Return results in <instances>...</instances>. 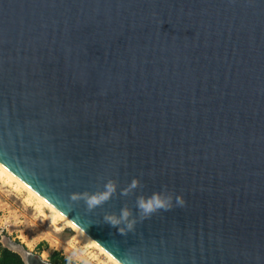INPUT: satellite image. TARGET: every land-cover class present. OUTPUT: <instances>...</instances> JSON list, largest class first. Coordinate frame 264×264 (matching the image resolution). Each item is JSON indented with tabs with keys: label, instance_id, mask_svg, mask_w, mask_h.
Here are the masks:
<instances>
[{
	"label": "water",
	"instance_id": "water-1",
	"mask_svg": "<svg viewBox=\"0 0 264 264\" xmlns=\"http://www.w3.org/2000/svg\"><path fill=\"white\" fill-rule=\"evenodd\" d=\"M0 164L119 264H264V0H0Z\"/></svg>",
	"mask_w": 264,
	"mask_h": 264
},
{
	"label": "rangeland",
	"instance_id": "rangeland-1",
	"mask_svg": "<svg viewBox=\"0 0 264 264\" xmlns=\"http://www.w3.org/2000/svg\"><path fill=\"white\" fill-rule=\"evenodd\" d=\"M26 197L27 193L17 192L0 181V242L2 245L12 248L10 244L13 242L18 247L12 249L20 255L23 250H27L47 261L53 251H59L75 264H101V261L106 260L94 248H88L85 253L73 250L67 242L73 230L65 228L62 231H55L44 217L25 201Z\"/></svg>",
	"mask_w": 264,
	"mask_h": 264
},
{
	"label": "clouds",
	"instance_id": "clouds-1",
	"mask_svg": "<svg viewBox=\"0 0 264 264\" xmlns=\"http://www.w3.org/2000/svg\"><path fill=\"white\" fill-rule=\"evenodd\" d=\"M119 182L115 178H108L102 189L96 191H74L68 194V198L72 203H80L81 201L86 206L87 211L92 212L97 208L103 207L109 200L117 195ZM142 187L139 177H133L131 181L120 189L119 195L128 196L135 193L138 188ZM185 201L181 195L169 192L164 186L161 190L152 192L150 195L140 194L136 198L137 214H133V210L127 204L121 207L119 213H105L104 222L109 226L118 229L119 234L127 235L135 231L137 224V215L140 217V222L151 218L154 214L162 210H170L172 207L184 206Z\"/></svg>",
	"mask_w": 264,
	"mask_h": 264
},
{
	"label": "bare ground",
	"instance_id": "bare-ground-1",
	"mask_svg": "<svg viewBox=\"0 0 264 264\" xmlns=\"http://www.w3.org/2000/svg\"><path fill=\"white\" fill-rule=\"evenodd\" d=\"M0 181L9 185L12 189L17 192L27 193L25 201L31 204L36 211L44 217L50 226L55 231H62L65 228L73 230V234L67 240L73 250L79 253H85L88 248L96 249L99 254L105 257V261H101V264H119L109 254H107L102 248H100L95 242H93L87 235H85L78 227H76L70 220L65 216H61V213L48 204L32 189L26 186L19 177L15 176L0 164ZM55 221V222H53ZM67 246V245H66ZM60 248V247H59ZM89 253V252H88ZM24 254V252H23ZM97 254V253H96ZM95 254V255H96Z\"/></svg>",
	"mask_w": 264,
	"mask_h": 264
},
{
	"label": "trees",
	"instance_id": "trees-1",
	"mask_svg": "<svg viewBox=\"0 0 264 264\" xmlns=\"http://www.w3.org/2000/svg\"><path fill=\"white\" fill-rule=\"evenodd\" d=\"M49 260L52 264H75L71 259L63 256L59 251H53ZM0 264H25L21 255L0 243Z\"/></svg>",
	"mask_w": 264,
	"mask_h": 264
},
{
	"label": "flooded vegetation",
	"instance_id": "flooded-vegetation-1",
	"mask_svg": "<svg viewBox=\"0 0 264 264\" xmlns=\"http://www.w3.org/2000/svg\"><path fill=\"white\" fill-rule=\"evenodd\" d=\"M1 243V242H0ZM2 244V243H1ZM4 246V245H3ZM7 247V246H6ZM11 249V248H10ZM11 250H13V249H11ZM18 253V252H17ZM22 257V256H21ZM23 259V258H22ZM45 261H47V260H45ZM48 262H50V260H48ZM51 263V262H50ZM52 264V263H51Z\"/></svg>",
	"mask_w": 264,
	"mask_h": 264
},
{
	"label": "snow or ice",
	"instance_id": "snow-or-ice-1",
	"mask_svg": "<svg viewBox=\"0 0 264 264\" xmlns=\"http://www.w3.org/2000/svg\"><path fill=\"white\" fill-rule=\"evenodd\" d=\"M61 216H62V214H61ZM53 222H55V221H53Z\"/></svg>",
	"mask_w": 264,
	"mask_h": 264
}]
</instances>
